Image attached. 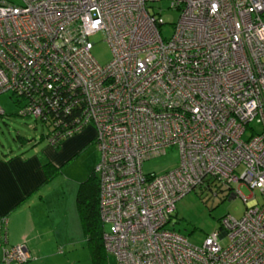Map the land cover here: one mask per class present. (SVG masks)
Returning <instances> with one entry per match:
<instances>
[{
	"label": "built area",
	"instance_id": "1",
	"mask_svg": "<svg viewBox=\"0 0 264 264\" xmlns=\"http://www.w3.org/2000/svg\"><path fill=\"white\" fill-rule=\"evenodd\" d=\"M154 1L0 0V93L45 125L48 145L92 127L102 245L115 264H264V0H167L178 10L168 38ZM97 32L104 65L90 53ZM168 148L174 168L142 172ZM210 183L244 211L191 245L167 223L179 198ZM7 225L1 215L0 264H26Z\"/></svg>",
	"mask_w": 264,
	"mask_h": 264
},
{
	"label": "rangeland",
	"instance_id": "2",
	"mask_svg": "<svg viewBox=\"0 0 264 264\" xmlns=\"http://www.w3.org/2000/svg\"><path fill=\"white\" fill-rule=\"evenodd\" d=\"M150 5V10L158 14L164 22L159 26L161 36L168 38L172 31V23L177 18L178 10L168 8L167 0L154 1ZM90 40L92 41L90 48L92 57L99 64H106L110 60L111 54L103 34L97 32L90 37ZM0 108L4 111V114H0V154L33 151L45 158V155L54 149L58 158L63 162L59 166L60 174L76 180L77 184L80 180H84L95 166L98 152L91 141L94 135L92 128L84 130L79 149L68 153L67 151L70 150H62L59 144L51 146L46 143L44 136L47 129L45 125L30 117H21L16 114L15 96L10 91L0 93ZM253 126L257 129V125L253 124ZM74 137L71 139L76 140ZM19 140H22V143ZM177 163V150L168 148L163 154L142 161L141 170L143 173L158 175L174 168ZM231 187L234 190L238 189L245 197L249 196L251 192L258 197L256 189L251 191L245 185L238 186L235 182L231 183ZM230 192L232 191L213 183L195 187L194 190L189 191L175 202L167 227L183 235L191 245H200L206 234L218 228L219 219L222 216L230 215L239 218L242 215L243 201L238 195L229 197ZM107 261L108 264H115L114 257L109 253H107Z\"/></svg>",
	"mask_w": 264,
	"mask_h": 264
},
{
	"label": "crops",
	"instance_id": "3",
	"mask_svg": "<svg viewBox=\"0 0 264 264\" xmlns=\"http://www.w3.org/2000/svg\"><path fill=\"white\" fill-rule=\"evenodd\" d=\"M86 128L62 140L61 149H79ZM48 153L45 158L33 151L0 154V216L8 218L7 245L24 241L26 264H91L75 205L78 184L60 172L45 178L43 164L63 163L54 149Z\"/></svg>",
	"mask_w": 264,
	"mask_h": 264
},
{
	"label": "trees",
	"instance_id": "4",
	"mask_svg": "<svg viewBox=\"0 0 264 264\" xmlns=\"http://www.w3.org/2000/svg\"><path fill=\"white\" fill-rule=\"evenodd\" d=\"M22 143V140H19ZM60 142L55 144L57 146ZM45 178L59 172V166L54 167L50 163L43 164ZM75 205L85 244L89 250L91 264H107V255L102 245L101 233L103 225L98 211V179L93 169L88 176L78 183Z\"/></svg>",
	"mask_w": 264,
	"mask_h": 264
}]
</instances>
